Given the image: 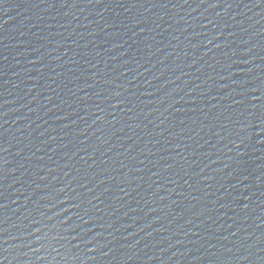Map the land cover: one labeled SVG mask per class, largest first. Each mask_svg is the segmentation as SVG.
<instances>
[{
  "label": "water",
  "instance_id": "1",
  "mask_svg": "<svg viewBox=\"0 0 264 264\" xmlns=\"http://www.w3.org/2000/svg\"><path fill=\"white\" fill-rule=\"evenodd\" d=\"M0 264H264V0H0Z\"/></svg>",
  "mask_w": 264,
  "mask_h": 264
}]
</instances>
